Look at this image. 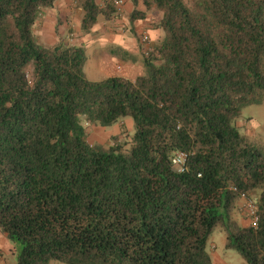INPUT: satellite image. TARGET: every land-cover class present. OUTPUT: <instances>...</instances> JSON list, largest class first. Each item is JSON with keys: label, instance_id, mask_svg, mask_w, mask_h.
Returning a JSON list of instances; mask_svg holds the SVG:
<instances>
[{"label": "trees", "instance_id": "obj_1", "mask_svg": "<svg viewBox=\"0 0 264 264\" xmlns=\"http://www.w3.org/2000/svg\"><path fill=\"white\" fill-rule=\"evenodd\" d=\"M56 1L0 0V232L15 264H213L217 229L264 264V152L235 126L264 101V0H142L163 35L142 75L95 82L84 46L34 33ZM74 1L82 35L114 18L113 0ZM127 120L91 145L93 127ZM242 194L256 228L232 219Z\"/></svg>", "mask_w": 264, "mask_h": 264}, {"label": "crops", "instance_id": "obj_2", "mask_svg": "<svg viewBox=\"0 0 264 264\" xmlns=\"http://www.w3.org/2000/svg\"><path fill=\"white\" fill-rule=\"evenodd\" d=\"M123 1V13L120 17L112 18L110 21H104L102 17H99L91 32L82 35L79 28L80 12L73 5V1L57 0L51 9L43 12L41 20L37 23L39 25L38 37L42 43L50 46L59 41H63L65 44L82 45L85 47L86 53L98 41L101 44H99V48H101V52L103 51V55L99 59V70L106 73V78L119 76L133 81L143 73L140 35L146 34L151 45L158 44L163 35L157 28V22L160 19V13L157 10L150 8L146 12L142 0H137L135 9L146 14L143 19L130 22L129 15L134 7L130 0ZM97 3L102 5L101 0H97ZM118 51L131 55V58L120 59ZM107 61H109L110 67L106 66ZM125 70L126 72H124ZM130 124V121L127 120L126 125L130 126ZM15 256L13 246L0 232V264H15Z\"/></svg>", "mask_w": 264, "mask_h": 264}, {"label": "rangeland", "instance_id": "obj_3", "mask_svg": "<svg viewBox=\"0 0 264 264\" xmlns=\"http://www.w3.org/2000/svg\"><path fill=\"white\" fill-rule=\"evenodd\" d=\"M39 25L35 27V35L38 37ZM100 43L97 41L94 47L86 53L87 63L84 68V76L87 80L95 82L101 81L106 78V73L100 71L98 68L100 56L103 55L101 48H99ZM121 58H126L127 60L131 58V55L124 54L122 51H118ZM106 66L110 67L109 61L106 62ZM108 70L107 68H105ZM126 72V70L124 71ZM123 76H126L123 74ZM236 128L239 130L240 134L246 135L252 139V141L260 147L264 152V101L260 105H252L242 110L240 118L235 122ZM126 127L116 126L110 129H104L100 127H93L92 132L89 131L90 143L94 147L106 148L108 145L112 144V138L120 136L122 129H127ZM121 140L128 139L127 136L123 138L121 135ZM253 196V195H250ZM255 200V196L252 197ZM232 219L240 227H246L249 225L247 217L244 215V204L243 201L238 200L232 211ZM225 241V235L220 230L217 229L211 235L206 250L211 254L213 264H245L241 257L233 252L225 250L223 243ZM51 264H62L57 261H51Z\"/></svg>", "mask_w": 264, "mask_h": 264}, {"label": "built area", "instance_id": "obj_4", "mask_svg": "<svg viewBox=\"0 0 264 264\" xmlns=\"http://www.w3.org/2000/svg\"><path fill=\"white\" fill-rule=\"evenodd\" d=\"M73 5L75 4V1L73 0ZM113 4L116 8L114 19L120 17L123 13V0H113ZM139 44L141 46V52L143 55L147 56L149 53L152 52V45L149 41V38L146 34H141L139 38ZM172 168L173 171L177 174L182 173L185 170L186 166V156L182 152H177L174 154L172 160ZM241 201H243L244 204V215L247 217L249 226L256 228L258 223V208L257 203L245 195H241Z\"/></svg>", "mask_w": 264, "mask_h": 264}]
</instances>
